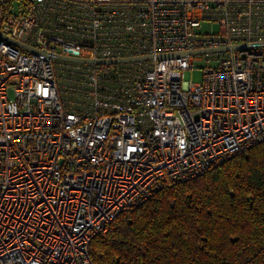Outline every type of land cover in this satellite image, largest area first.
Returning <instances> with one entry per match:
<instances>
[{
    "label": "built area",
    "instance_id": "1",
    "mask_svg": "<svg viewBox=\"0 0 264 264\" xmlns=\"http://www.w3.org/2000/svg\"><path fill=\"white\" fill-rule=\"evenodd\" d=\"M261 43L264 0H0V264H93L120 213L263 142Z\"/></svg>",
    "mask_w": 264,
    "mask_h": 264
},
{
    "label": "trees",
    "instance_id": "2",
    "mask_svg": "<svg viewBox=\"0 0 264 264\" xmlns=\"http://www.w3.org/2000/svg\"><path fill=\"white\" fill-rule=\"evenodd\" d=\"M93 264H264V141L120 213Z\"/></svg>",
    "mask_w": 264,
    "mask_h": 264
},
{
    "label": "rangeland",
    "instance_id": "3",
    "mask_svg": "<svg viewBox=\"0 0 264 264\" xmlns=\"http://www.w3.org/2000/svg\"><path fill=\"white\" fill-rule=\"evenodd\" d=\"M206 64L204 62H199L195 64V70H186L183 72L182 80L183 82H199L201 80V71L198 68H204Z\"/></svg>",
    "mask_w": 264,
    "mask_h": 264
},
{
    "label": "water",
    "instance_id": "4",
    "mask_svg": "<svg viewBox=\"0 0 264 264\" xmlns=\"http://www.w3.org/2000/svg\"><path fill=\"white\" fill-rule=\"evenodd\" d=\"M13 43L15 45H17V46H20V47L26 49V50L30 49L26 45L19 44L18 42H13ZM251 45L252 46H258V45H264V43H261V44H251ZM234 47H241V45L234 46ZM204 52H206V51L204 50ZM176 55H184V54L175 53V54H170V55H160L159 57L160 58H165V57H172V56H176ZM145 59H148V57H140V58L134 57V58H128V59H118V60H113L111 62H113V63H122V62H131V61H138V60H145ZM98 63H103V61H98Z\"/></svg>",
    "mask_w": 264,
    "mask_h": 264
}]
</instances>
